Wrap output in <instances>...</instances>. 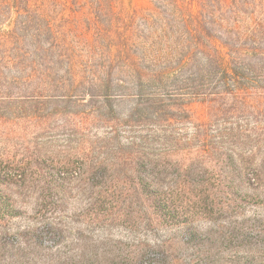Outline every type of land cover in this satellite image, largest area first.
I'll return each instance as SVG.
<instances>
[{
	"label": "rangeland",
	"instance_id": "1",
	"mask_svg": "<svg viewBox=\"0 0 264 264\" xmlns=\"http://www.w3.org/2000/svg\"><path fill=\"white\" fill-rule=\"evenodd\" d=\"M151 9L29 0L0 13V56L56 45L98 68L104 21ZM216 48L239 90L218 73L196 98L187 74L140 90L98 70L64 91L1 75L0 264H264V41L233 70Z\"/></svg>",
	"mask_w": 264,
	"mask_h": 264
},
{
	"label": "trees",
	"instance_id": "2",
	"mask_svg": "<svg viewBox=\"0 0 264 264\" xmlns=\"http://www.w3.org/2000/svg\"><path fill=\"white\" fill-rule=\"evenodd\" d=\"M149 1V11L113 12L104 21L114 31L115 39L99 47L98 68L90 60L65 56L60 46L35 45L34 56L27 57L28 51L13 44L0 56V76L12 74L15 79L24 77L38 82V86L64 91L76 88L80 85L78 79L85 74L95 76L98 70L105 76H130L140 90L162 87L170 76L187 74L192 89L189 96L196 98L213 94L211 78L218 73L225 90H239V76L228 78L229 68L223 63L216 41L227 48L225 55L230 56L233 70L246 42L257 46L264 41L262 0ZM100 5L114 9L111 1L106 7ZM28 7L29 0H0V13L6 9L26 11ZM2 42L5 46L7 40ZM179 109L186 113L183 107Z\"/></svg>",
	"mask_w": 264,
	"mask_h": 264
}]
</instances>
